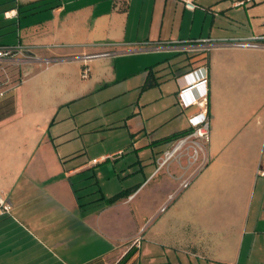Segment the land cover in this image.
I'll return each instance as SVG.
<instances>
[{
  "label": "crops",
  "instance_id": "obj_1",
  "mask_svg": "<svg viewBox=\"0 0 264 264\" xmlns=\"http://www.w3.org/2000/svg\"><path fill=\"white\" fill-rule=\"evenodd\" d=\"M239 1L196 0L189 9L182 0H0V35H17L1 44L23 42L37 55L0 97V192L11 205L0 211V264H116L131 247L139 263L142 239L200 264H264L253 254L264 238V39L258 47L230 41L264 35V0ZM200 37L213 47L191 52L174 42ZM103 52L110 54L86 60L82 76L83 55ZM119 59H129L122 75L143 72L144 89L159 87L147 101H166L153 124L172 129L148 132L136 160L119 148L74 163L85 140L61 150L52 125L72 102L117 79ZM149 74L154 84L144 87ZM205 94L207 162L200 167L185 152L161 162L169 138L201 119L196 100ZM157 144L165 147L155 151ZM111 160L116 171L128 163V185L81 193L82 171ZM136 185L112 203L101 199Z\"/></svg>",
  "mask_w": 264,
  "mask_h": 264
},
{
  "label": "rangeland",
  "instance_id": "obj_2",
  "mask_svg": "<svg viewBox=\"0 0 264 264\" xmlns=\"http://www.w3.org/2000/svg\"><path fill=\"white\" fill-rule=\"evenodd\" d=\"M1 17L0 13V20ZM16 39L15 31L2 34L0 35V44L2 42H13ZM179 56H172L171 59L175 60L174 58ZM128 62L129 59H119L120 76L117 79L103 82L91 94L72 102L70 108L65 107L59 113L56 122L52 125L51 131L56 136L61 150H64L67 144L71 147H78L77 145L85 140L86 146L81 145V147H84V152L74 158V163L82 162L86 164L90 159L92 160V155L105 152L116 153L119 148L124 149V157L128 156L130 158L133 155V160H136V147H141L145 143L148 132L155 129L152 135L156 137L171 131V125L164 124L158 127L153 124L163 112L160 111V107L166 102L165 99L162 101L163 103L159 101L160 99L147 103L149 99H154L155 96L159 95V87L144 89L142 87L145 80L143 72H134L127 76L122 75L121 73L126 68L129 69ZM17 70V67L14 66L2 69L0 80L12 78L16 75ZM154 107L158 109L155 115L152 114ZM148 114L153 115L151 119L147 118ZM94 140L95 142H93ZM133 140L134 142H132ZM161 146L165 147V144L154 145L155 151L160 149ZM150 151L151 149H148L144 153ZM144 153L141 154L142 157ZM126 164L128 163L124 162V166H118V171H116L112 160L102 162L98 166L91 164L82 171L80 178L75 179L76 184L81 193H85V190L87 192L91 189H97L99 185H103L105 188H112L113 185L117 188L116 183L119 182L120 184L121 180H124L125 185H128L131 175L127 174V171L122 168L127 167ZM95 168H97L96 172H94ZM116 172H119L120 176L116 175ZM94 173L96 174L94 175ZM108 175H112L113 180L110 181ZM95 176H97V184L94 183ZM142 242L143 245L140 248L141 264H200L197 256L190 255L185 251L171 248L167 250L165 247L151 243L146 239H142ZM256 251H259L261 256L264 257V238L257 241L253 251L254 256ZM92 264H111V262L101 260ZM125 264H137V260L132 256Z\"/></svg>",
  "mask_w": 264,
  "mask_h": 264
},
{
  "label": "built area",
  "instance_id": "obj_3",
  "mask_svg": "<svg viewBox=\"0 0 264 264\" xmlns=\"http://www.w3.org/2000/svg\"><path fill=\"white\" fill-rule=\"evenodd\" d=\"M185 3V6L189 9H195L198 4L196 0H182ZM240 3L244 2V0L239 1ZM7 14V13H6ZM261 39H264V35H253L249 37L243 38H231V43L236 46L242 47H258L261 45ZM175 43H185V48L191 52L198 51H208L214 45V39L211 37H200L189 39L187 42L183 41H174ZM159 47V46H157ZM101 54H110V52L103 53H90L84 54V66L82 67V76H87L90 72V67L87 63V59L91 57H95ZM37 59V55L34 53L32 46L29 44H25L23 42H17L14 44H0V71L2 69H6L9 66L17 67V73L12 78L9 79H1L0 80V97L5 96L8 92H10L14 86L16 85V81L19 79L21 75V70L23 64L35 61ZM46 63L52 62V59L47 58L44 60ZM13 81V82H12ZM202 82L208 83V75H205ZM180 93L181 103L184 106H188L193 102L185 101L182 97V92ZM196 102L201 107L202 117L199 121L193 124V129L186 133L183 136L176 138L172 141L171 146L165 149L161 155V162H165L171 158L177 157L181 152L188 153L189 158H191L194 162H199V166L202 167L207 162L206 155L204 153V146L209 141L210 138V116L208 111V100L207 95L203 96ZM190 179H185L182 182L183 187H187L190 184ZM11 209V205L6 199V194L4 192H0V211L1 212H9ZM165 209V206L162 207V210Z\"/></svg>",
  "mask_w": 264,
  "mask_h": 264
},
{
  "label": "trees",
  "instance_id": "obj_4",
  "mask_svg": "<svg viewBox=\"0 0 264 264\" xmlns=\"http://www.w3.org/2000/svg\"><path fill=\"white\" fill-rule=\"evenodd\" d=\"M39 6H41V5H39ZM34 7H38V5H37V6H34ZM153 84H154V79H153L152 75L149 74V75H148V78H147V80H146V82H145V84H144V87H148V86H151V85H153ZM192 129H193V127L189 128V129H187V130H183V131H181V132H178V133L172 135V136L169 138V140L172 142V141H174L176 138H178V137H180V136H183V135H185L186 133L190 132ZM136 187H138V185H136V186H134V187H131V188L123 189V190H121V191H119V192H117V193H115V194H113V195H111V196H108V197H106V196L103 195V196L101 197V199H104V202H105V203H112V202H114V201H116V200H118V199H120V198H122V197H126V196L130 195V194L136 189ZM134 252H135V250H133V248L131 247V248L127 251V253H125V255H124V256H123V257H122V258H121L116 264H125L126 261H127L128 259H130V258L133 256ZM137 264H141V262H139V263H137Z\"/></svg>",
  "mask_w": 264,
  "mask_h": 264
}]
</instances>
